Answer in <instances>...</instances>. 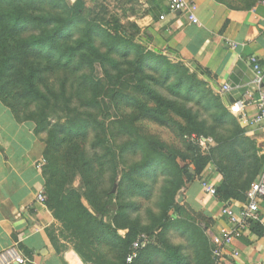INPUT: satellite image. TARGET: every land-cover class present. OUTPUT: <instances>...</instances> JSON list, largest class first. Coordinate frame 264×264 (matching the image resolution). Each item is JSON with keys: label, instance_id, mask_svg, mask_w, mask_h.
Listing matches in <instances>:
<instances>
[{"label": "trees", "instance_id": "1", "mask_svg": "<svg viewBox=\"0 0 264 264\" xmlns=\"http://www.w3.org/2000/svg\"><path fill=\"white\" fill-rule=\"evenodd\" d=\"M86 6L85 0L75 4L67 0H0V101L18 122L32 121L35 134L44 135L46 204L58 217L65 204L72 206L67 198L75 192L60 197L63 191L57 190L58 179L73 184L82 176L86 187L94 191V182L100 179L96 164L101 161L111 166L112 186L103 193L109 201L116 199L119 211L114 225H105L113 239L114 262L109 264H128L130 255H135L133 264H191L192 256L183 244L174 245L164 238L177 223L168 212L153 217L150 226L140 217H132L140 209L142 197H149L153 182L161 175H169L166 182L175 184L176 193L184 180L192 182L208 174L211 163L222 177L218 198L245 202L264 156L245 137V129L222 96L196 73L181 62L175 64L167 56L147 50L137 38L136 24H130L137 30L135 34L121 23L111 27L105 15L91 14V10L85 13ZM97 66L102 76L96 74ZM106 99L118 114L116 120L101 118ZM123 106H134L139 112L123 115ZM125 121L130 126L124 127ZM145 121L173 125L181 137H188V151L182 155L192 159L194 171L181 167L176 157L171 159L175 167L160 161L165 159L158 157L157 141L143 147L144 137L133 129L141 130ZM193 135L211 137L215 145L202 151ZM141 150L142 159H138ZM168 187L164 186V198ZM181 207L177 206L178 212ZM158 225L163 229L159 241L134 248L143 239L141 232ZM121 228L127 229L125 236L118 232ZM78 230L76 227V233ZM188 233L196 246L194 259L202 264L201 255L210 247L206 237L194 227Z\"/></svg>", "mask_w": 264, "mask_h": 264}, {"label": "crops", "instance_id": "2", "mask_svg": "<svg viewBox=\"0 0 264 264\" xmlns=\"http://www.w3.org/2000/svg\"><path fill=\"white\" fill-rule=\"evenodd\" d=\"M128 1L135 7L129 20L138 27L139 42L183 63L222 96L245 129V137L264 156V128L248 122L257 112L255 105L240 113L231 110L236 100L259 96L248 57L256 54L264 69V0H193L198 5V24L186 12L171 11L170 0ZM233 42L235 47L230 45ZM225 86L230 89L224 90ZM45 149L33 124L18 122L0 101V254L16 248L28 258L27 264H88L74 249L57 243L52 235V212L37 200L45 186L41 167ZM184 201L190 210L202 211L212 221L211 231L224 224L220 202L202 192L199 178L188 182ZM243 204L233 199L237 211ZM259 230L260 226L255 227L254 235L232 242L231 249L241 254L236 264H264V239Z\"/></svg>", "mask_w": 264, "mask_h": 264}, {"label": "rangeland", "instance_id": "3", "mask_svg": "<svg viewBox=\"0 0 264 264\" xmlns=\"http://www.w3.org/2000/svg\"><path fill=\"white\" fill-rule=\"evenodd\" d=\"M67 1L71 4H75L77 0ZM85 2L87 3L85 13L88 14V12L91 10V14L99 13L100 15H105L106 21L110 22L109 24L111 27H116L119 23H121L127 27L130 33H136L137 30L130 25L132 23L129 20V17L131 16L132 12H134L135 7L134 4L129 3L128 0H89ZM173 63L177 64V62ZM150 71L152 72L153 70ZM190 72L192 73V71ZM96 74L102 76V70L100 66H97ZM197 77L202 80V78H200L198 75ZM108 99L103 102L105 110L101 116V118L105 117L107 122L114 119L116 120L118 117L117 112ZM121 109L123 110V115L130 116L139 112V110H136L134 106H123ZM30 123L33 124L35 128V123L32 121ZM124 123V127L129 125L127 121ZM137 131L140 132V134L145 139L143 147H149L150 141L152 140L158 142V157L159 155H163L165 160L160 161H164L168 167H175V165L171 163V159L172 157H176L177 163L181 167L187 166L186 168L190 169V171H194V166L190 163L192 159H185L182 155L184 152L186 153L188 151L187 144L189 143V139L188 137H181L176 127L173 125L161 126L154 121H145L142 123L141 130L138 127H136L135 130L133 129L134 133ZM40 137L43 139L44 135ZM162 144L164 145L163 147ZM142 151L143 150H141L140 154H138V159H142ZM45 159L47 164L48 160L46 156ZM208 166L212 168L209 174L211 176L212 182L218 185L222 180L221 174L216 171V168L211 163ZM96 167L98 171L97 176H99L100 179L97 181V183L94 182V191H91V189L86 187L85 180L82 176L78 177L73 182V184H68L63 178L58 179L56 183L57 190L63 191V194L61 193L62 195H60V197L66 196L67 194L69 195L71 191L75 192L72 194V196H68L67 198V200H72V206L67 207L65 204L62 210H60L59 214L61 213L62 217H58L54 210H50L54 218V223L52 225V235L54 236V239L57 241V243L61 245V247L74 249L82 258V260H84V262L88 264H109L114 262L111 244L113 239L111 238V235L107 233V228L105 225H114L115 217L118 214L119 207L114 197L109 201L108 197L103 193L105 190L108 191L112 186L111 166L109 164H101L100 161V164L97 163ZM102 174L105 179L102 178ZM213 174H215V176H212ZM168 176L169 175H161L159 180L153 182V189L150 192L149 197L143 196L142 199L140 198L141 207L137 212L135 211L132 213V217H140L142 223L145 226H150L153 223V217L158 216L159 218L163 213L168 212L169 215L177 221V223L175 224V228L173 227L169 229L168 232L166 231V236L164 238L166 240L168 239L174 245L183 244L185 246L184 251H188L192 256L191 264H198V262L196 259H194L196 246L192 244L191 240L189 239L190 233H188V231H192L194 227V231L197 233L203 232L202 235L204 234L203 236L206 237L204 238L207 240V244H209L210 247L208 251H204V253L201 255V258L203 259L202 264H212V237L214 231H211V222L207 221L206 218L202 216V211L194 212L190 210V206L184 201L188 182L184 180L180 190L175 191L176 193H174L175 184L172 185L170 182V184L166 182V180L169 179ZM201 180L202 178L199 179L200 185ZM164 186H169L168 188L170 189L166 198H164ZM43 190L47 200L49 196L47 188L44 186ZM88 198H92L96 205L90 203ZM177 206H182L181 212L177 211ZM48 208L50 209V207ZM64 212H66L65 215ZM87 212L96 218L97 221L89 218V214ZM120 224L123 225L125 222L121 219ZM76 227L79 228L78 233H76ZM125 230L126 229L121 228L118 229V232L122 236H125L127 233ZM162 230L163 229L158 225V227L152 231L149 230L141 232L140 236L144 235L147 237V241L145 242L147 245L148 242H154L157 241V239L159 241L160 238L157 236H159ZM97 236H102L103 239L99 240ZM128 257L129 256L126 258L127 263L133 264L134 259L132 261H128Z\"/></svg>", "mask_w": 264, "mask_h": 264}, {"label": "built area", "instance_id": "4", "mask_svg": "<svg viewBox=\"0 0 264 264\" xmlns=\"http://www.w3.org/2000/svg\"><path fill=\"white\" fill-rule=\"evenodd\" d=\"M170 10L173 12H186L189 19L198 24L197 17L198 5L193 0H170ZM165 16H161L164 19ZM233 47L236 43H231ZM248 61L254 72V83L259 88V96L257 98L247 97L236 100L231 107L232 112L240 113L248 106L255 105L257 112L254 117L248 122L251 124L260 125L264 128V90L261 87L264 83V69L260 59L256 54L248 57ZM228 86L224 90H229ZM202 151L209 150L215 145L213 138L205 136H192ZM46 165V159L43 160L41 167ZM212 168L209 167V172L201 180L202 192L210 197L215 198L220 202V215L224 219V224L219 227L212 237L213 243V261L212 264H236L240 258V252L236 249H231V244L234 240H240L248 235H254V228L260 226L262 230V238L264 239V165L258 175L257 180L251 185L247 192L246 201L242 209L237 211L233 205V199L220 200L217 194V184L212 182L209 175ZM37 200L46 204V196L44 190L37 195ZM145 236L143 239L134 243V248L145 246ZM135 255L129 256L128 261H132ZM28 258L18 249L12 248L0 254V264H27Z\"/></svg>", "mask_w": 264, "mask_h": 264}, {"label": "water", "instance_id": "5", "mask_svg": "<svg viewBox=\"0 0 264 264\" xmlns=\"http://www.w3.org/2000/svg\"><path fill=\"white\" fill-rule=\"evenodd\" d=\"M234 101V100H233Z\"/></svg>", "mask_w": 264, "mask_h": 264}]
</instances>
